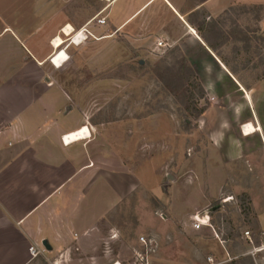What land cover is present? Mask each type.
Instances as JSON below:
<instances>
[{"label":"crops","instance_id":"0c3cea01","mask_svg":"<svg viewBox=\"0 0 264 264\" xmlns=\"http://www.w3.org/2000/svg\"><path fill=\"white\" fill-rule=\"evenodd\" d=\"M10 3L0 0V264L35 263L45 241L52 247L49 252L66 256L77 247L94 264H122L111 250L102 252L112 234L107 222L134 189L146 186L147 148L163 145V138L156 133L150 142L148 117L134 122L131 110L107 121L100 119L101 110L90 114V96L72 95L52 77L53 40H60L57 50L70 56L83 43L68 46L64 41L73 29L87 28L98 43L112 48L122 39L125 49L114 47L110 61L163 42V49H179L187 57L206 90L215 82L233 85L228 99L240 96L249 105L257 88L264 92V77L253 83L251 74L222 58L231 45L232 52H245L244 41L226 33L222 21L232 10L258 7L264 0H96L87 5L85 0H26L21 8H9ZM100 18H106L105 25H97ZM210 98L219 100L213 94ZM258 100H264L263 93ZM259 112L250 106L234 110L239 128L229 123L225 149L227 155L235 151L237 182L243 178V166L237 163L250 166L249 159L255 161L258 146L264 145ZM246 123L260 131L245 136ZM84 127L90 137L64 144V136ZM151 128L159 132L157 126ZM227 165L220 168L221 182L230 180ZM252 198L255 204V191ZM260 222L264 226V217ZM220 244L224 259L230 258Z\"/></svg>","mask_w":264,"mask_h":264},{"label":"rangeland","instance_id":"374dc122","mask_svg":"<svg viewBox=\"0 0 264 264\" xmlns=\"http://www.w3.org/2000/svg\"><path fill=\"white\" fill-rule=\"evenodd\" d=\"M9 1V8H21L26 2ZM85 2L96 4V0ZM222 27L233 39L243 40L245 47L244 53L236 54L231 45L222 58L251 74L253 83L262 79L264 5L232 10ZM55 41L57 48L60 40ZM68 42L70 46L72 42ZM117 43L112 48L98 43L95 37L89 38L77 50L71 49L70 65L61 70L55 67L62 66L66 54L57 56L58 49L53 56L52 77L70 94L90 96V114L101 110L100 119L107 121L114 114L123 117L125 111L131 110L134 122L148 117L150 142L160 134L163 138V145H149L147 152L143 150L150 160L144 168L146 186L134 189L110 217L107 226L110 237L116 239L109 241L108 236L102 252L111 250L122 264H140L135 263L140 254L148 255L150 264H264V226L260 222V217H264V145L258 146L255 161L249 159L250 166L246 161L237 163L241 169L243 166L240 182L235 177V151L227 155L225 149L229 123L239 128L234 110H247L250 106L259 112L264 100L258 102V96L264 92L257 88L247 105L240 96L228 99L230 90H235L233 85L227 84L226 88L215 82L206 90L179 49L168 51L156 45L152 50L134 51L130 57L123 55L110 61L114 47H126L122 39ZM184 59L195 74L189 81L182 67ZM180 75L185 79L178 83L174 78ZM212 94L219 99L216 103L211 101ZM188 107L192 112L187 111ZM222 109L230 113L223 114ZM259 115L264 127V112ZM155 126L159 132L152 130ZM226 162L231 177L228 182L225 178L226 182H221L220 168ZM198 213L209 214L219 239L211 228L192 231V217ZM141 237L150 241L149 250L140 243ZM220 240L230 258L224 259ZM91 257L77 247L66 256L44 248L43 255L33 264H94Z\"/></svg>","mask_w":264,"mask_h":264},{"label":"built area","instance_id":"2783aa9c","mask_svg":"<svg viewBox=\"0 0 264 264\" xmlns=\"http://www.w3.org/2000/svg\"><path fill=\"white\" fill-rule=\"evenodd\" d=\"M96 22H97V25L103 26V25L106 24V18L97 19ZM63 33H64V35H66L64 31H63ZM89 38H94V35L87 28H82L79 31H76L75 29H73V31L71 32V36L69 37V39H71V42H74L75 40H79L80 42H82V41L84 42V41H87ZM54 40H53V42H54ZM166 46L167 45L164 44L163 42H158L157 43V48L158 49L159 48H162L163 49ZM63 53H65V51L62 48H60L58 50V55L57 56H61ZM65 56L66 57L63 59V62H67L70 59V57L68 55H65ZM52 61H53V59H52ZM214 100L215 99H211V101H213V102H214ZM84 128L80 129L79 131L75 132L74 134H77V133L83 131ZM71 135H73V134H69V135H66V136L63 137L64 144L66 143V145H69L66 142V138L69 137V136H71ZM89 135L91 136V134H89ZM205 216L208 217V220H207L206 223H204V221L200 220V218H204ZM204 227H210V228H212L211 218H210L209 214L206 213L204 215V214H199L198 213V214H196L195 216L192 217L191 228L194 231H200ZM140 243L142 244V246L145 247L146 250H149L148 247H149L150 241L147 238L141 237L140 238ZM30 253H31V255H32L33 258H37L38 255H39V253L36 250V248H33V247L30 248ZM147 257H148V255L145 256L144 254L143 255L140 254V255L137 256V259H136V262L135 263L140 262V264H150L149 258H147ZM209 262L212 263L213 260L211 258H209ZM116 264H118V263H116Z\"/></svg>","mask_w":264,"mask_h":264},{"label":"bare ground","instance_id":"6f19581e","mask_svg":"<svg viewBox=\"0 0 264 264\" xmlns=\"http://www.w3.org/2000/svg\"><path fill=\"white\" fill-rule=\"evenodd\" d=\"M67 36V35H66ZM71 36V34L69 35V36H67V37H70ZM56 40V39H55ZM54 40V41H55ZM70 40V42H71V39H69L68 38V40H64L65 42L67 41H69ZM73 44H78V43H81L79 40H75L74 42H72ZM53 46H54V42H53ZM54 48H55V46H54ZM56 50H57V48H56ZM243 130H244V135L245 136H252V135H254V134H256V133H258L259 131H260V129L259 128H257L256 126H254L253 124H251V123H247V124H245V126H244V128H243ZM88 132V133H87ZM90 132L88 131V129L87 128H84L83 129V131H81V132H79V133H77V134H74L73 133V135H71V136H69V137H67L66 138V142L67 143H70V142H74V141H80V140H85L87 137H90ZM200 220H202V221H204V223H206L207 222V220H208V217L207 216H205L204 218H200Z\"/></svg>","mask_w":264,"mask_h":264},{"label":"trees","instance_id":"16d2710c","mask_svg":"<svg viewBox=\"0 0 264 264\" xmlns=\"http://www.w3.org/2000/svg\"><path fill=\"white\" fill-rule=\"evenodd\" d=\"M182 64H183V69L187 72V74H188V81H189V79H191V78H195V74H194V71L190 68V67H188V66H186V60L184 59L183 61H182ZM175 80H176V82H180L181 80H184L185 79V76H183V75H180V76H176V78H174ZM161 80H162V82H164V83H167V80H166V78L165 77H161ZM187 111H191L192 112V110H191V108L190 107H188L187 108ZM202 111L200 112V115H202ZM240 259V258H239ZM234 264L235 263H237V262H233Z\"/></svg>","mask_w":264,"mask_h":264},{"label":"water","instance_id":"95a60500","mask_svg":"<svg viewBox=\"0 0 264 264\" xmlns=\"http://www.w3.org/2000/svg\"><path fill=\"white\" fill-rule=\"evenodd\" d=\"M141 63L142 65L144 64V62H141ZM43 245L47 251H52V247L46 241L43 243Z\"/></svg>","mask_w":264,"mask_h":264},{"label":"flooded vegetation","instance_id":"af4514ba","mask_svg":"<svg viewBox=\"0 0 264 264\" xmlns=\"http://www.w3.org/2000/svg\"><path fill=\"white\" fill-rule=\"evenodd\" d=\"M257 128H258V126H257ZM260 129V128H259Z\"/></svg>","mask_w":264,"mask_h":264}]
</instances>
